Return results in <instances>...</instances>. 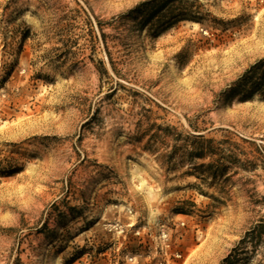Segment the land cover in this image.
I'll return each mask as SVG.
<instances>
[{
  "label": "rangeland",
  "instance_id": "1",
  "mask_svg": "<svg viewBox=\"0 0 264 264\" xmlns=\"http://www.w3.org/2000/svg\"><path fill=\"white\" fill-rule=\"evenodd\" d=\"M0 0V264H264V0Z\"/></svg>",
  "mask_w": 264,
  "mask_h": 264
},
{
  "label": "trees",
  "instance_id": "2",
  "mask_svg": "<svg viewBox=\"0 0 264 264\" xmlns=\"http://www.w3.org/2000/svg\"><path fill=\"white\" fill-rule=\"evenodd\" d=\"M161 2L163 0L142 3L129 14L136 13L141 18V25L151 24L155 18L154 13L161 7ZM255 96L264 100V59L249 66L228 92V97H239L242 101L251 100Z\"/></svg>",
  "mask_w": 264,
  "mask_h": 264
}]
</instances>
